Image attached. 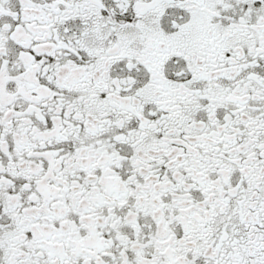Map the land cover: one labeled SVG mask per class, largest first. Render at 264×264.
Returning a JSON list of instances; mask_svg holds the SVG:
<instances>
[{
  "label": "snow or ice",
  "instance_id": "obj_1",
  "mask_svg": "<svg viewBox=\"0 0 264 264\" xmlns=\"http://www.w3.org/2000/svg\"><path fill=\"white\" fill-rule=\"evenodd\" d=\"M0 264H264V0H0Z\"/></svg>",
  "mask_w": 264,
  "mask_h": 264
}]
</instances>
